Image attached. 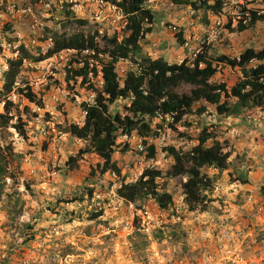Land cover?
I'll return each mask as SVG.
<instances>
[{
  "label": "rangeland",
  "instance_id": "1",
  "mask_svg": "<svg viewBox=\"0 0 264 264\" xmlns=\"http://www.w3.org/2000/svg\"><path fill=\"white\" fill-rule=\"evenodd\" d=\"M244 1L248 8L264 12L263 0ZM224 2L227 6L220 15L196 12L172 0L151 4L149 8L157 20L153 33L142 41L145 52L153 58L180 63L191 56L192 50L200 51L204 45L214 57L233 58L247 48L264 49V21L244 32L232 31L236 28L233 13L243 7L240 0ZM80 14L88 15L85 11ZM16 23L17 20L13 25L19 31L30 33L27 23ZM99 28L110 34L119 32L108 22H89L87 31ZM181 29L188 48L175 37ZM27 42L35 53L48 50V42L43 39ZM72 54L65 51L41 63H24L18 85L30 87L42 98L44 109L18 95L11 96L21 110L28 107L30 112L23 117L28 138L11 130L12 135L3 142L12 143L22 158L17 173L19 183L9 180L6 191L13 195L8 198L17 201L8 207L5 195L0 202V264H235L236 260L264 264V110L257 108L240 117L220 118L207 104L210 114L201 120L190 117L192 125L188 129L178 125V132L166 129L159 137L147 139L148 145L157 147L154 158H147L146 149L139 150L138 136L120 137L119 143L130 146L128 152H122L120 147L115 154L127 182L137 180L151 166L167 170L172 159L164 148L189 149L203 127L215 130L217 125L219 138L229 141L233 149L228 171H206L217 176L207 211H188L176 180H169V190L174 193L170 211L160 210L153 200L128 204L117 196L120 183L115 175H93L102 163L95 154L85 155L75 169L68 168L69 159L85 148V143L64 128L74 123L83 125L85 113L80 105L94 97L79 83L73 89L68 87L65 66ZM258 63L254 61L250 66ZM217 68L214 81L226 83L229 89L241 78L239 68L223 64H217ZM131 69L134 64L130 61L117 64L121 82ZM2 83L0 76V91ZM189 88L184 85L179 91ZM123 104L119 101L113 105L112 113L123 112ZM157 123L160 120H155L153 127ZM179 132H186L189 139L179 136ZM237 174H247L249 183L233 181ZM91 188L95 190L92 200L87 197ZM74 198L77 200L72 201ZM100 210L103 215L91 220L90 213Z\"/></svg>",
  "mask_w": 264,
  "mask_h": 264
},
{
  "label": "trees",
  "instance_id": "2",
  "mask_svg": "<svg viewBox=\"0 0 264 264\" xmlns=\"http://www.w3.org/2000/svg\"><path fill=\"white\" fill-rule=\"evenodd\" d=\"M103 1L117 6L126 16L123 30L111 34L105 30L101 34L98 29L87 31L88 22L85 20L67 18L62 26L64 32L52 34L54 46L45 55L36 57L22 48L19 57L8 61L9 68L4 73L0 91L3 104V112L0 113V202L6 198L5 195L8 207L17 201L8 198L13 195L6 191L9 180L19 183L17 173L22 158L12 143L3 142L12 135L11 130L24 139L28 138L27 121L23 117L30 108L21 110L11 96L18 95L40 109L45 107L42 98L30 87L18 85L24 63H41L62 52L73 51L65 66L68 87L73 89L79 83V87L90 90L94 97L80 105L85 113L83 125L74 123L64 128L66 133L85 143V148L69 159L68 168L75 169L85 155L95 154L102 163L98 164L93 175H115L120 183L116 193L121 200L134 205L153 200L162 211H170L174 206L169 180H176L188 211L205 212L212 201L209 194L217 181V176H210L206 171L215 170L219 174L228 171L233 153L229 141L219 138L217 125L215 130L203 127L195 139L196 143L189 149L165 147L163 151L172 159L171 166L167 170L148 167L131 182L126 181L115 160L120 147L122 152L130 149L128 143H119V138L139 136L146 145L147 158H154L157 147L148 145L147 139L159 137L166 129L178 132V125L188 129L192 125L188 121L190 117L196 116L201 120L210 114L207 104L220 118L240 117L257 108L264 110V49L247 48L239 57L233 58L226 55L214 57L209 54V47L204 45L195 57L196 50H193L191 56H186L181 63H171L164 57L153 58L142 45V41L153 33L157 20L155 12L148 8L149 0ZM172 1L178 6H189L196 12L205 10L220 15L223 9L219 0L215 4L198 0ZM250 15L249 23L241 21L232 31L244 32L264 21V14L257 10H251ZM175 37L181 46L186 45L182 29ZM121 60L134 64V69L126 73L123 82L117 71ZM254 61L259 63L251 67ZM217 64L240 69L241 78L230 89L226 83L214 81L219 73ZM184 85L190 88L180 92ZM119 101L124 103L123 112L112 113L111 107ZM155 120H160V123L153 127ZM179 136L189 139L186 132H179ZM163 179L164 182H160ZM233 181L246 185L249 178L247 174H237ZM94 193V188L88 189L87 197L92 200ZM101 211L91 212L90 219L97 220L103 215Z\"/></svg>",
  "mask_w": 264,
  "mask_h": 264
},
{
  "label": "built area",
  "instance_id": "3",
  "mask_svg": "<svg viewBox=\"0 0 264 264\" xmlns=\"http://www.w3.org/2000/svg\"><path fill=\"white\" fill-rule=\"evenodd\" d=\"M159 1L162 0H149L148 8L151 4ZM198 1H209L211 4H215L218 0ZM219 1L223 3L224 8L226 2L224 0ZM240 4L243 7L242 10L233 13L235 15L233 26L236 28L241 21L244 24L250 22V11L253 10L247 7L244 0H240ZM84 11L88 15L80 16L82 15L80 13H84ZM259 12L264 14L262 11ZM67 18L72 21L81 19L98 25L108 22L113 25L114 30L118 31L123 30L127 22L126 16L117 6L103 0H0V76H2V85L4 84V73L9 68L8 61L19 57L22 48L36 57L45 55L54 46L52 34L64 32L62 26ZM16 20L17 23H27V29L30 33L24 34L19 31V27L13 25ZM57 25L58 28H56ZM101 29L99 28V31L102 34L104 30ZM67 31L69 32V29ZM26 39L33 43L43 39L48 42V50L45 52L40 50V53L39 51L35 53L31 50ZM185 47H189L188 41ZM198 52L199 50H196L193 56L195 57ZM135 136L137 135L125 138L132 139ZM138 148L140 151L146 149L142 138H140ZM235 264H243V262L236 260Z\"/></svg>",
  "mask_w": 264,
  "mask_h": 264
}]
</instances>
